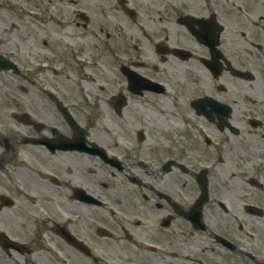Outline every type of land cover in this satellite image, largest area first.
I'll return each mask as SVG.
<instances>
[{
    "label": "flooded vegetation",
    "instance_id": "obj_1",
    "mask_svg": "<svg viewBox=\"0 0 264 264\" xmlns=\"http://www.w3.org/2000/svg\"><path fill=\"white\" fill-rule=\"evenodd\" d=\"M0 264H264V0H0Z\"/></svg>",
    "mask_w": 264,
    "mask_h": 264
}]
</instances>
